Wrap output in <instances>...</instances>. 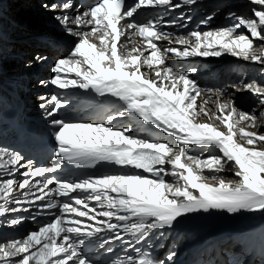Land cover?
I'll return each instance as SVG.
<instances>
[{
    "label": "snow or ice",
    "instance_id": "obj_1",
    "mask_svg": "<svg viewBox=\"0 0 264 264\" xmlns=\"http://www.w3.org/2000/svg\"><path fill=\"white\" fill-rule=\"evenodd\" d=\"M196 3L197 0H183L185 5ZM250 3L261 7H253L251 16L230 12L229 18L235 21L230 26L214 31L193 30L187 37H177L175 43L182 48L158 46L157 41L172 43L171 33L161 30L160 21L128 22L141 8L182 6L172 0H135L131 4L127 0H99L82 13L77 9L75 16L68 14L73 9L71 0L43 5L53 12L62 11L64 14L55 19L67 34L78 38L70 57L56 61L52 69L56 75L50 83L60 89H92L100 96L117 97L123 102L119 115L138 116L178 143L139 138L130 134L131 126L113 130L103 123L65 121L57 118V112L65 106L60 98L40 97L55 105L48 116L55 129L54 156L59 162L51 168H33V161L22 164L19 153L0 147V217L9 212L30 214L0 223L16 227L43 215L52 219L23 238L0 242V264H96L86 255L85 248L103 247L116 241L129 245L136 255L125 250V255L113 256L108 264H165L136 247L154 230L171 229L181 217L191 213L212 210L264 213V133L250 130L257 128L255 109L241 111L232 101L218 102L217 111L212 112L207 108V99L197 103L204 90L189 78L197 69L181 74L167 65L169 53L181 60L229 54L264 65V0ZM212 19L210 15L201 23L207 24ZM70 24L90 26L91 30L76 31ZM129 30L143 41L131 50L127 43H121ZM68 73H74L77 79L62 78V74ZM242 90L257 97L258 104L264 106V85L251 81L243 84ZM215 94L223 95L219 90ZM201 117L208 122H201ZM260 118L264 119V112ZM191 146L214 147L220 154L206 158L203 154L193 155ZM64 161L87 168L106 162L139 171L90 175L70 181L52 177L33 182L46 173L59 171ZM21 167L28 170L21 173L24 179L18 181L15 174ZM206 170L233 172L239 180L206 176ZM168 176L175 182L169 183L165 179ZM210 180L215 184L209 183ZM17 189L23 191V199L13 196ZM90 202H94L92 206ZM10 204L16 206L7 207ZM81 218L95 222V226ZM122 233L134 237L135 243L126 240ZM106 251L112 253L113 248ZM176 256L171 251L166 259L173 261Z\"/></svg>",
    "mask_w": 264,
    "mask_h": 264
},
{
    "label": "bare ground",
    "instance_id": "obj_2",
    "mask_svg": "<svg viewBox=\"0 0 264 264\" xmlns=\"http://www.w3.org/2000/svg\"><path fill=\"white\" fill-rule=\"evenodd\" d=\"M227 1L228 0H197V3L194 5L181 4L182 6L180 8H175V9L177 10L182 9L183 10L182 16L184 17L190 15L192 12L197 13L200 11H204L206 13V17L212 15L213 19L209 21L207 24H204L202 26L203 27L202 29L203 30L208 29L207 31H214L217 29L230 26L231 24L235 23L233 19L229 18L230 11L236 12L238 15H244V16L252 15V13L250 14L242 11L241 9H238V7H240L242 4H245L250 0H229V3H231L232 6L234 5L235 8H227L226 7ZM44 4L45 2H41L38 6L34 7L33 4L32 5L28 4V0H0V52H2V54H0L1 80L14 81L16 79H20L22 76L26 75V69L34 65L31 62L33 56H31V58H26V59L20 58L22 52L19 50L12 51L15 48V45H11V43L7 41L11 40L10 38L15 39L18 37L19 39L24 40L32 37V34L34 32L33 29H36V25H39L40 23H41L40 27H38L35 31L36 32L41 31L44 34L49 33L51 31L49 27V23L58 21L57 19H55V17L58 16V14L57 11L53 12L48 9H45L43 7ZM253 7L259 8L261 6L253 5ZM35 13L39 14L40 17L39 18L35 17ZM6 14L13 16L15 19L13 18L12 20L10 16ZM19 15H21L22 19H18ZM46 16H48L49 18H52L53 16V20L51 21L47 20L45 18ZM219 17L221 18L220 19L221 22L220 21L217 22V19ZM188 18L189 17H186L185 19ZM16 23H21L23 25V29L22 31H15L13 33V28L16 25ZM241 30L246 31L243 29ZM65 38L69 40L75 37L66 36ZM136 44H142V43L139 40L133 39L131 44L128 45L129 50H131V48ZM158 46L164 48L167 47L182 48L181 45L175 43V40H172V43H169V41H163L161 43L159 42ZM19 49L25 51L26 56L31 54L27 50V47L25 48L21 47L20 44H19ZM42 51L43 50L40 51L38 50L37 53L39 54L36 53L34 59L36 58V56L40 55ZM228 55L229 54H225L218 58L189 57L187 59L189 60L187 61V63L190 65V67L197 68V71L193 73L189 78H193V80L197 83V85L204 90L202 92L201 98L198 99L197 103L201 104L203 100L207 99L209 101L207 108L212 112L217 111L218 102L230 103L232 101H236L240 93L248 92L242 90L243 84L255 80V77L248 78L249 71L246 70L245 74L247 77L242 74L240 79L236 83H232L227 87L226 86L227 83H222L218 81L219 79H222L223 82L232 81L229 77L225 76L226 68L224 66H215L214 65L215 63L210 64V63L202 62L211 59H221L227 57ZM15 56L17 57L15 58ZM169 56L170 59L177 58L171 53H169ZM170 59L167 61L168 66ZM181 61L184 63L183 64L175 63L171 67L173 68L174 72L183 74L186 73V67L184 65L186 61L185 60H181ZM40 62L41 60L38 63ZM226 63L228 62H225L224 65L228 66ZM145 71H147V69H145ZM207 86L214 87L212 89V92L207 91L206 89ZM38 87L39 85L35 82L30 84L31 91H35ZM237 88H240L241 90L237 91ZM217 90H219L221 93L227 92L228 94H225L223 96L225 97L229 96L228 99L222 100L221 96L215 94ZM243 102L246 104L245 106L248 109H251L252 106L254 105L251 100L249 101L243 100ZM236 106L239 105L236 104ZM237 108L239 109V107ZM255 110L258 116L257 128L250 130L257 131L259 133H264V127H260V125L264 123V119L260 118L261 112H264V106L259 105L258 100ZM200 119L201 122H208L207 118L205 117H201ZM216 123L219 126V122ZM143 125H146V123L143 120H141L138 116L124 113L123 116L119 115L115 117V119L109 120L108 126L106 125L105 126L112 127L113 130H121L124 127L131 126L132 132L130 134H134L139 138L151 137V134L149 132V127ZM156 137H158V139L161 141H167L172 144L178 143L174 140L173 137H169L166 133L163 132H161V135L159 136L157 135ZM192 148H194L195 150L200 149L197 146H191V149ZM216 151L217 153L214 154L203 153V155L206 158L209 155L220 154L218 149ZM207 173H214V172H209L206 170L204 174L206 175ZM15 178L18 180L17 176H15ZM165 179L169 183L175 182L174 178L171 176L165 177ZM238 180L239 177L235 176L233 179H227L226 181L234 182ZM209 183L215 184V181H209ZM19 191L21 190L17 189L14 193H17ZM10 213L11 212L7 213L9 219H11ZM2 218L3 217H0V221H5ZM222 223H226L227 225ZM0 225H3L0 227V233L3 230L7 231L10 229H11L10 230L11 234H14L16 232L17 226L8 227L6 223H0ZM235 225L239 226L241 230L237 229ZM159 231L162 234L159 232L155 236L156 237L157 235L162 236L161 239L163 241L161 244V249L165 248L168 242L170 244L167 246L168 249L166 250V252L170 253L171 251H175L177 253V256L172 261V264H186L194 259H196L197 261H200L202 259L205 263H207V258H211L215 255L217 256L220 254L218 246L222 242H224L225 245L226 244L231 245L239 241L238 245L240 249L242 248V246H246L245 244H247V246L245 247L246 248L245 251L242 252L245 258L247 257V255L249 256L248 258H251L257 255V253H262V254L264 253V247H263L264 213L240 212L236 214H230L225 211H218V210H212L208 213H204V212L191 213L185 217H181L179 221L173 226V228L171 229L166 228ZM157 240L160 241V239ZM261 240H263V244L260 247H258ZM2 241H9V239L1 237L0 242ZM172 241H173L172 245L178 247L177 250H175L171 246ZM204 257H207L206 260H204ZM221 261H223L225 264H237L236 261L233 260H229V261L221 260Z\"/></svg>",
    "mask_w": 264,
    "mask_h": 264
},
{
    "label": "rangeland",
    "instance_id": "obj_3",
    "mask_svg": "<svg viewBox=\"0 0 264 264\" xmlns=\"http://www.w3.org/2000/svg\"><path fill=\"white\" fill-rule=\"evenodd\" d=\"M35 1L36 0H31V2L29 4H31V5L33 4L34 7L38 6V4L35 3ZM233 6L231 5V3H229V0H228L226 7L227 8H235V6L234 7ZM252 8H253V5L250 3V1H248L245 4H242L240 7H238V9H241L242 11L247 12V13H250V14L252 13L251 12V9ZM6 15L10 16V18L13 20V18H14L13 16H11L9 14H6ZM35 17L39 18L40 16H39V14H36L35 13ZM45 18L47 20H49V21L53 20V16H52V18H49L48 16H46ZM18 19H22L21 18V15L18 16ZM220 19L221 18L219 17L217 19V22L220 21ZM22 26L23 25L21 23H16V25L13 28V33L15 31H22V29H23ZM38 27H39V25H36V29ZM36 29H33V31H34L33 33H37V34L39 33L40 34L41 31H37L36 32L35 31ZM207 30H203L202 32L207 31ZM12 40L14 41L12 43V45H15L16 43L26 44V41H22L18 37L15 38V39H12ZM13 50H15V49H13ZM18 50L22 52V55H21L22 57L20 56V58H22V59L31 58L32 54L26 56L25 55V53H26L25 51L20 50V49H18ZM0 54H2V52H0ZM37 54H39V53H37ZM22 59H20V60H22ZM185 61L187 62L189 60L186 59ZM202 62L210 63V64H214L215 63L214 64L215 66H224L226 68V74H225V76L229 77L232 81H230V82H223L222 79H219L218 81H220L222 83H227L226 84L227 87H228V85H230L232 83H236L240 79V77H241L242 74L246 76V74H245L246 70L249 71L248 78L255 77V80L254 81H257L258 84L264 85V65L254 64V63H252L250 61L240 60V59H237L236 57H233L231 55H228L227 57H224V58H221V59H211V60L202 61ZM225 62H228V63H226L228 66L224 65ZM175 63L183 64L184 62H182L178 58H173V59H170L169 66L171 67ZM210 64H207V65H210ZM211 75H213V74H211ZM190 79H193V78H190ZM213 88L214 87L207 86L206 89L208 90V89H213ZM225 94H228V93L227 92L223 93V95H225ZM223 95L221 96V99L222 100L228 99L229 96L228 97H225ZM243 100H248V101L251 100L254 105L252 106L251 109H248V108H246V106H245L246 104L243 102ZM257 100L258 99L254 95H252L251 93H249V92H242V93H240L238 95V98L235 101V104H238L239 106H237V107H239V109H241L242 111L243 110L244 111H251V110H253V109L256 108ZM189 150H190V153H192L193 155H200V154H203V153L204 154H206V153H211V154L217 153V151H216L217 149L214 148V147L211 148V149H205V150L204 149L203 150L202 149H196L195 150L194 148L191 149V147H190ZM213 175H217L220 178H223L225 180H227V179H233L235 177V175H234L233 172H222V173H218V174H216V173H207L206 174V176H213ZM222 224L227 225L226 223H222ZM217 227H218V225H217ZM235 227L237 229H240V227L237 226V225H235ZM263 237H264V235H263ZM238 242H235L232 245H228V248L230 250L229 254H232V256H235V257L236 256H240L242 254V252L245 250V248L244 249H239ZM262 244H263V240L260 241V244H259L258 247H260ZM263 247H264V245H263ZM221 255H224V254L221 252ZM225 256H227V254ZM241 256H243L244 260H242L240 263H244L245 262L244 264H264V253L263 254L262 253H257V255H255V256H253L251 258H248L249 256L247 255L246 258L248 260L244 257V254L241 255ZM227 257H229V255ZM255 257H256V259H255Z\"/></svg>",
    "mask_w": 264,
    "mask_h": 264
}]
</instances>
